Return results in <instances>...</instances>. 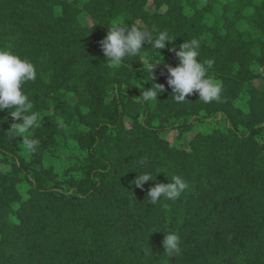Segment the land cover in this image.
<instances>
[{
	"label": "trees",
	"instance_id": "1",
	"mask_svg": "<svg viewBox=\"0 0 264 264\" xmlns=\"http://www.w3.org/2000/svg\"><path fill=\"white\" fill-rule=\"evenodd\" d=\"M111 23L174 40L112 68ZM193 38L222 83L207 104L167 84L169 49ZM0 48L35 66L22 89L40 141L26 154L0 111V264H264V0H0ZM144 58L161 63L152 81ZM153 84L158 100L141 102ZM141 172L153 181L136 187ZM166 175L189 187L152 205Z\"/></svg>",
	"mask_w": 264,
	"mask_h": 264
},
{
	"label": "clouds",
	"instance_id": "2",
	"mask_svg": "<svg viewBox=\"0 0 264 264\" xmlns=\"http://www.w3.org/2000/svg\"><path fill=\"white\" fill-rule=\"evenodd\" d=\"M174 40L166 30H161L156 35L138 23L121 24L111 23L106 37L101 42L102 50L112 68L123 66L125 58L136 56L145 48L143 44L147 42L149 47L158 52L166 47V43ZM200 40L193 38L185 40L177 50L175 47L169 51H174L179 60L176 67L167 66L169 78L167 84L173 90L174 99L183 102L188 95L198 93L199 99L204 103H211L219 100L222 92V83L211 75L209 69L212 61L201 62ZM160 54V53H159ZM143 69L153 80V69L159 62H147L144 58ZM36 79V69L28 59H22L10 50L0 48V111L8 110L11 117L18 119L19 123L11 126L9 136L22 137V151L30 155L36 151L40 141L33 138L29 133L38 126L39 114L35 112L34 105L22 89V85L27 81ZM164 90V85L153 84L147 90H143L139 96L141 102L157 101L158 93ZM15 133V135H13ZM141 163H146L142 158ZM167 176V175H166ZM169 183H156L150 187L147 196L149 202L155 205L159 200H176L184 193L189 184L180 175L167 176ZM157 179V178H156ZM135 181L136 187H143L149 181H153L152 176L147 172L138 173ZM163 248L164 252L170 255L179 254L180 236L174 232H164ZM150 250V249H149Z\"/></svg>",
	"mask_w": 264,
	"mask_h": 264
},
{
	"label": "rangeland",
	"instance_id": "3",
	"mask_svg": "<svg viewBox=\"0 0 264 264\" xmlns=\"http://www.w3.org/2000/svg\"><path fill=\"white\" fill-rule=\"evenodd\" d=\"M178 64H179V60H173L172 61V64L169 65V66L176 67V66H178ZM258 83L260 85L262 84V82H258ZM202 130H205V127H202ZM190 135H184V137H183V143H182L184 146H186L187 141H188V138L190 137ZM170 139H171V141H173V135L170 136ZM70 148H71V150L74 149V147L71 144H70Z\"/></svg>",
	"mask_w": 264,
	"mask_h": 264
}]
</instances>
